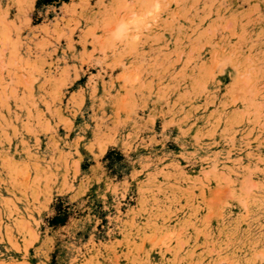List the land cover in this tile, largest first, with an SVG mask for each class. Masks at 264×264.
<instances>
[{
	"label": "rangeland",
	"instance_id": "1",
	"mask_svg": "<svg viewBox=\"0 0 264 264\" xmlns=\"http://www.w3.org/2000/svg\"><path fill=\"white\" fill-rule=\"evenodd\" d=\"M0 0V264H264V0Z\"/></svg>",
	"mask_w": 264,
	"mask_h": 264
},
{
	"label": "clouds",
	"instance_id": "2",
	"mask_svg": "<svg viewBox=\"0 0 264 264\" xmlns=\"http://www.w3.org/2000/svg\"><path fill=\"white\" fill-rule=\"evenodd\" d=\"M161 12V0H153L152 8L147 14L146 19L133 17L130 21L122 22L113 31V38L117 42H124L128 39L139 40L138 32L141 27L147 28L150 26L148 21L157 17Z\"/></svg>",
	"mask_w": 264,
	"mask_h": 264
}]
</instances>
